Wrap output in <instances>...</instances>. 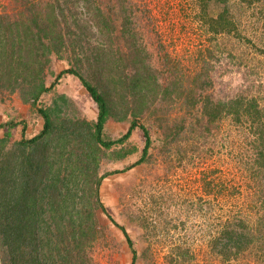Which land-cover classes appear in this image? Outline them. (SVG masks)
I'll return each instance as SVG.
<instances>
[{
    "label": "rangeland",
    "instance_id": "374dc122",
    "mask_svg": "<svg viewBox=\"0 0 264 264\" xmlns=\"http://www.w3.org/2000/svg\"><path fill=\"white\" fill-rule=\"evenodd\" d=\"M230 3L228 9L236 20V29L214 34L199 18V0H0V12L9 14L12 20L31 24L40 12L49 29L60 26L66 30L69 49L64 58L53 55L50 67L54 74L45 73L47 85L61 70L78 66L100 81L102 89L114 88L118 92L112 91L115 99L122 100L114 109L117 111L137 101L130 99L127 83L118 82L115 87L111 78L130 81L134 62L140 67L151 66L158 78L159 86L151 85L159 95L150 92V103L138 106L143 109L139 121L152 136L144 162L129 169L141 157L145 145L139 127L125 143L108 149L82 140L66 147L72 158H90L81 183L87 182L93 192L100 176L120 170L107 175L99 185V198L106 211L101 206L94 208L98 232L89 253L95 264L133 261L125 234L107 214L123 225L133 240L137 250L134 264H264V215L259 202V181L264 172L254 163V150L248 142L252 134L245 125L236 124L232 116L208 122L202 102L192 107L187 103L192 99L186 102L183 95L189 92L198 97L201 93L202 100L209 97L217 103L243 94L256 97L264 105V0L250 6L240 0ZM57 5L65 11L60 25L58 20H52V6ZM223 8V3L212 1L208 11L216 16ZM123 9L133 17L136 51L126 59L129 64L124 68L117 67L114 72L101 68L97 76L90 50H86L88 44L84 42L81 49L78 32L87 29L91 34L107 18L118 25V31L106 45L119 56L115 49L127 48L133 38L122 29ZM69 28L71 34L67 32ZM96 38L90 37L87 42L90 40L93 47L98 43ZM103 52L104 55L106 51ZM171 68L176 74V88L163 91ZM206 80L209 85L200 88ZM59 94H66L68 101L56 117L58 123L66 118H96V103L79 78L68 73L53 90L42 94L36 106L23 102L18 92L1 90L0 123H6L5 128L0 127V138L9 129L8 122H24L26 137L39 133L43 117L37 107L52 105ZM22 124L11 126L9 145L23 138ZM129 124L109 118L105 138L122 136ZM88 150H95L98 158L87 157ZM240 218L247 221L259 239L225 260V254L218 249L221 244L214 247V242L221 238V229L227 223Z\"/></svg>",
    "mask_w": 264,
    "mask_h": 264
},
{
    "label": "trees",
    "instance_id": "16d2710c",
    "mask_svg": "<svg viewBox=\"0 0 264 264\" xmlns=\"http://www.w3.org/2000/svg\"><path fill=\"white\" fill-rule=\"evenodd\" d=\"M212 1L224 4L223 10L216 16L208 11ZM231 1L199 0V18L208 26L210 32L219 34L236 29V20L228 9ZM240 1L250 6L261 0ZM126 12L124 9L121 11V26L133 38L127 42V48L122 46L115 49L119 56L112 54L106 45L114 40L118 31V25L107 18L102 19L103 26L92 30L91 34L90 30L83 28V32H78L81 49L84 48V42L88 44L86 50H90L89 56L93 58L98 69L95 73L97 76L101 68L111 72L117 67L124 68L129 64L125 63L126 59L136 51L135 31L131 27L133 17L131 13ZM52 15L53 23L58 20L60 25L65 11L61 5L52 6ZM78 17L79 15H76V18ZM31 20V24L12 20L9 14L0 12V91L18 92L23 102L36 106L43 93L53 90L60 78L70 73L79 78L96 103L97 116L92 120L66 118L58 123L56 117L63 112L68 101L66 94H59L52 105L37 107L38 113L43 117V128L34 136L26 137L24 122H8L10 127L5 136L0 138V264H95L89 253V247L97 238L98 232L94 223V208L101 206L106 211L99 198V185L107 175L120 170L106 172L100 176L96 182L94 196L91 187L86 186L87 182L81 183L90 158H72L69 155L71 151L68 154L66 147L76 140H82L96 142L108 149L125 143L139 127L143 131L145 145L141 157L132 163L129 169L144 162L152 144V136L147 126L139 121L143 109L138 106L150 103V99H153L152 96L147 99L150 92L155 93L156 97L159 95L151 85L159 86V81L151 66L140 67L137 62L132 63L130 81L125 82L120 77L117 80L111 78L110 82H116L115 87L118 82L127 83L130 99L137 102L134 105L129 104L126 108L120 107L117 111L114 109L122 100L115 99L113 92H118L114 88L102 89L100 81L88 76V73H83L78 66L61 70L52 83L47 85L45 73L49 71L54 74L50 67L54 62L53 55L64 58L70 40L66 44V30L60 26L49 29L46 18L40 12ZM67 32L71 34V28ZM85 35L89 38L97 36L98 43L92 47L91 41L87 42L89 38ZM103 51H106L104 55ZM173 70L174 68H171L168 71L169 80L163 91L171 90L172 86L176 88V74L174 75ZM200 85V88L205 89L209 82L206 80ZM183 95L186 102L192 99V103L187 102L192 107L202 102L203 114L207 116L208 122H217L228 115L232 116L236 124L245 125L252 134L248 142L254 150V163L264 172V105L262 106L256 97L241 94L228 101L220 100L215 103L209 97L202 100L204 96L201 93L198 97L189 92H183ZM111 117L118 121L130 122L126 133L116 139H106L104 135L105 125ZM5 123H0V127L5 128ZM18 123H23V138L9 145V130L12 125ZM97 149L96 151H100ZM85 155L98 158L95 150L91 153L88 150ZM124 155L125 153H122V156ZM262 178L264 179L263 176ZM263 179L259 181V189L262 192L259 202L264 215ZM107 215L125 234L133 252L131 264H134L137 250L133 240L123 225L110 214ZM262 221L263 226L264 219ZM248 226L247 221L240 218L236 222L227 223L221 229V238L215 240L214 247L221 244L218 249L225 254V260L239 255L250 247L253 241L259 239L256 231H251Z\"/></svg>",
    "mask_w": 264,
    "mask_h": 264
}]
</instances>
